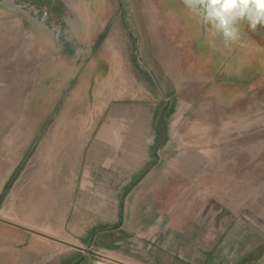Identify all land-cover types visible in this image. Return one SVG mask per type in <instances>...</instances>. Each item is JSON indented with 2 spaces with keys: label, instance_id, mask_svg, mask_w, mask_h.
<instances>
[{
  "label": "rangeland",
  "instance_id": "rangeland-1",
  "mask_svg": "<svg viewBox=\"0 0 264 264\" xmlns=\"http://www.w3.org/2000/svg\"><path fill=\"white\" fill-rule=\"evenodd\" d=\"M33 2L44 0H0V264L55 252L38 233L62 228L51 213L65 171L118 112L136 117L126 140L141 147L140 121L157 107L168 140L183 137L169 159L183 149L264 164V25L239 19L226 43L185 0Z\"/></svg>",
  "mask_w": 264,
  "mask_h": 264
},
{
  "label": "crops",
  "instance_id": "crops-1",
  "mask_svg": "<svg viewBox=\"0 0 264 264\" xmlns=\"http://www.w3.org/2000/svg\"><path fill=\"white\" fill-rule=\"evenodd\" d=\"M156 109L140 121L141 147L135 133L126 140L136 117L118 112L95 133L85 162L81 152L72 159L51 213L62 228L38 233L57 245L42 264L80 256L79 264H264L261 155L220 162L181 149L169 159L168 145L183 137L168 140ZM76 185L77 197L66 194Z\"/></svg>",
  "mask_w": 264,
  "mask_h": 264
},
{
  "label": "clouds",
  "instance_id": "clouds-1",
  "mask_svg": "<svg viewBox=\"0 0 264 264\" xmlns=\"http://www.w3.org/2000/svg\"><path fill=\"white\" fill-rule=\"evenodd\" d=\"M185 4L189 9L202 10L205 20L213 23L226 43L239 38V19H247L253 29L264 25V0H185Z\"/></svg>",
  "mask_w": 264,
  "mask_h": 264
},
{
  "label": "flooded vegetation",
  "instance_id": "flooded-vegetation-1",
  "mask_svg": "<svg viewBox=\"0 0 264 264\" xmlns=\"http://www.w3.org/2000/svg\"><path fill=\"white\" fill-rule=\"evenodd\" d=\"M35 5L44 6L46 9H50L52 6H55L54 9L60 7V0H44V2H33Z\"/></svg>",
  "mask_w": 264,
  "mask_h": 264
},
{
  "label": "water",
  "instance_id": "water-1",
  "mask_svg": "<svg viewBox=\"0 0 264 264\" xmlns=\"http://www.w3.org/2000/svg\"><path fill=\"white\" fill-rule=\"evenodd\" d=\"M83 259V256H80L75 262H73L72 264H79Z\"/></svg>",
  "mask_w": 264,
  "mask_h": 264
}]
</instances>
